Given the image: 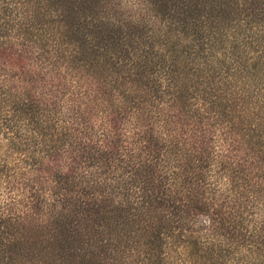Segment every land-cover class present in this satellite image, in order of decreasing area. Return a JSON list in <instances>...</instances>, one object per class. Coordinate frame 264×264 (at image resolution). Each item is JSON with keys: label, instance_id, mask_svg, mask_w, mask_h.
I'll return each mask as SVG.
<instances>
[{"label": "trees", "instance_id": "1", "mask_svg": "<svg viewBox=\"0 0 264 264\" xmlns=\"http://www.w3.org/2000/svg\"><path fill=\"white\" fill-rule=\"evenodd\" d=\"M123 1L0 8V264H264V0Z\"/></svg>", "mask_w": 264, "mask_h": 264}, {"label": "rangeland", "instance_id": "2", "mask_svg": "<svg viewBox=\"0 0 264 264\" xmlns=\"http://www.w3.org/2000/svg\"><path fill=\"white\" fill-rule=\"evenodd\" d=\"M6 1H8V0H0V8L1 7L3 8L5 6V2ZM123 3L124 4H127L129 7H133V10H139V6H138V3L139 2H138V0H124ZM134 12H136V11H134ZM2 16H3V12L0 15V17H2ZM4 40L11 42V36L8 37V38H5ZM10 75H11V73H10ZM88 82H90V80H88ZM43 88H44V91H45V87H43ZM55 93H58V92H55ZM58 97H56V98H58ZM56 98H54V99H56ZM61 104H63L62 107H61V109L63 111H67L68 107L70 106V102L68 100H64L63 102H61ZM95 104H98V102L95 101ZM132 123H134V122L131 121L130 123H127V124H132ZM102 131H103V128L98 125V127L94 131V133H95V135L97 137H99L101 135ZM122 134L125 135L124 137H130V132L127 129H122ZM220 148L221 149L223 148L222 145L220 146Z\"/></svg>", "mask_w": 264, "mask_h": 264}]
</instances>
